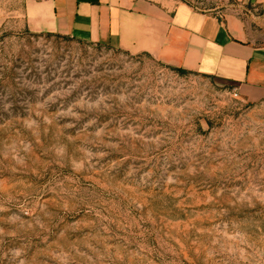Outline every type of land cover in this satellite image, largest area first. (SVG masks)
<instances>
[{
	"label": "rangeland",
	"instance_id": "obj_1",
	"mask_svg": "<svg viewBox=\"0 0 264 264\" xmlns=\"http://www.w3.org/2000/svg\"><path fill=\"white\" fill-rule=\"evenodd\" d=\"M32 1L0 0V264H264V101Z\"/></svg>",
	"mask_w": 264,
	"mask_h": 264
},
{
	"label": "crops",
	"instance_id": "obj_2",
	"mask_svg": "<svg viewBox=\"0 0 264 264\" xmlns=\"http://www.w3.org/2000/svg\"><path fill=\"white\" fill-rule=\"evenodd\" d=\"M25 16L33 31L146 53L264 101V0H37Z\"/></svg>",
	"mask_w": 264,
	"mask_h": 264
},
{
	"label": "built area",
	"instance_id": "obj_3",
	"mask_svg": "<svg viewBox=\"0 0 264 264\" xmlns=\"http://www.w3.org/2000/svg\"><path fill=\"white\" fill-rule=\"evenodd\" d=\"M236 90L234 89V92H235Z\"/></svg>",
	"mask_w": 264,
	"mask_h": 264
}]
</instances>
